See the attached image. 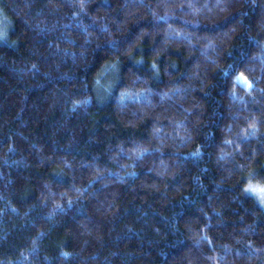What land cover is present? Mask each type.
Segmentation results:
<instances>
[{"label": "trees", "instance_id": "obj_1", "mask_svg": "<svg viewBox=\"0 0 264 264\" xmlns=\"http://www.w3.org/2000/svg\"><path fill=\"white\" fill-rule=\"evenodd\" d=\"M252 184L264 0H0V264H264Z\"/></svg>", "mask_w": 264, "mask_h": 264}, {"label": "rangeland", "instance_id": "obj_2", "mask_svg": "<svg viewBox=\"0 0 264 264\" xmlns=\"http://www.w3.org/2000/svg\"><path fill=\"white\" fill-rule=\"evenodd\" d=\"M239 79L241 80V82L245 83L244 76L240 75ZM250 189H255V191H250ZM261 189H264L263 185L252 184L251 186H249L248 191L249 193L257 197L261 204L264 206V192L260 191Z\"/></svg>", "mask_w": 264, "mask_h": 264}, {"label": "snow or ice", "instance_id": "obj_3", "mask_svg": "<svg viewBox=\"0 0 264 264\" xmlns=\"http://www.w3.org/2000/svg\"><path fill=\"white\" fill-rule=\"evenodd\" d=\"M250 191H255V189H250ZM260 191L264 192V189H261Z\"/></svg>", "mask_w": 264, "mask_h": 264}]
</instances>
